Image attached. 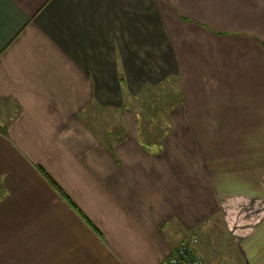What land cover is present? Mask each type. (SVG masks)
Wrapping results in <instances>:
<instances>
[{"label":"crops","instance_id":"1","mask_svg":"<svg viewBox=\"0 0 264 264\" xmlns=\"http://www.w3.org/2000/svg\"><path fill=\"white\" fill-rule=\"evenodd\" d=\"M217 215L264 264V0H0V264H161Z\"/></svg>","mask_w":264,"mask_h":264},{"label":"rangeland","instance_id":"2","mask_svg":"<svg viewBox=\"0 0 264 264\" xmlns=\"http://www.w3.org/2000/svg\"><path fill=\"white\" fill-rule=\"evenodd\" d=\"M178 92V85L171 80L163 82L160 86H145L143 91H141L136 98H132L133 101L131 106L136 114L146 112L144 120H147L151 112L158 116L159 113H157V111L167 107L169 103L172 102L171 98L178 95ZM102 110H104L102 106L91 105L86 109L84 115L88 117L91 122H94L96 127L101 128V136L104 137L107 130L114 124V118L115 123L118 118L114 116V118L112 117L111 119V109L103 112ZM157 124H162L161 119L157 120ZM152 127L154 128V126ZM156 128L157 127L153 130L158 131ZM198 231L200 233H197V238L192 237L189 239L198 240L194 245L196 253L200 254L204 259L201 262L202 264H243L240 257L235 252V244L231 238L232 235L227 230L221 216L217 215L213 217L211 222L201 226Z\"/></svg>","mask_w":264,"mask_h":264},{"label":"trees","instance_id":"3","mask_svg":"<svg viewBox=\"0 0 264 264\" xmlns=\"http://www.w3.org/2000/svg\"><path fill=\"white\" fill-rule=\"evenodd\" d=\"M158 86H160V85H158ZM178 96L179 95H175L174 97L171 98L173 103L170 102L167 107L161 108L157 111V113H159L157 120L161 119L162 124H168V122H167V111H168V109H170L172 107V105L176 102V100H178ZM138 114H139V117L141 118V121H140L141 122V129H140L139 141L141 142V144H143L144 147L148 148L151 146V143L152 144L158 143L160 138L162 136L164 137L168 133L166 129L164 130L163 133L155 132L154 130L149 129V127H148L149 120H148L147 124L145 123V120H144V118H145L144 116H146V114L145 113H138ZM151 114L153 115V117H147V119L148 118L151 119V121H153L155 124L157 122L156 118H155V114L152 112H151ZM152 123H150V124H152ZM158 126H160V125H158Z\"/></svg>","mask_w":264,"mask_h":264},{"label":"built area","instance_id":"4","mask_svg":"<svg viewBox=\"0 0 264 264\" xmlns=\"http://www.w3.org/2000/svg\"><path fill=\"white\" fill-rule=\"evenodd\" d=\"M195 240H190L183 243L176 250L172 251L170 255L161 264H202L204 260L200 254L196 253Z\"/></svg>","mask_w":264,"mask_h":264}]
</instances>
